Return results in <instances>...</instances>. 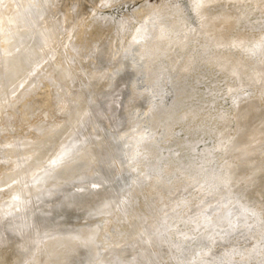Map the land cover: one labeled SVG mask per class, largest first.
<instances>
[{"label": "rangeland", "instance_id": "374dc122", "mask_svg": "<svg viewBox=\"0 0 264 264\" xmlns=\"http://www.w3.org/2000/svg\"><path fill=\"white\" fill-rule=\"evenodd\" d=\"M58 1L52 3L58 8L54 13L60 17L70 14L72 21L63 30L72 34L62 44L47 45L31 69L0 87V236H4L0 252L13 255L11 264L28 261L25 257L30 258L40 246L36 243L37 223L46 215L41 223L49 221L53 227L47 223L52 229L40 233L42 242L51 235L49 240L73 236L66 231L74 227L78 229L73 232H87L86 236L95 229L88 250L97 254H85L80 264H139L141 259H134L132 252L139 248L138 240L145 242L149 237L148 242L155 239L153 247L160 243L162 248L156 247L162 253L158 256L155 251L154 264H264V201L250 197L258 168L264 171V159L262 166L247 168L253 172L246 170L242 176L246 179L235 182L231 169L237 158L229 148L238 132L241 105L255 100L264 107L263 85L244 82L233 70L235 64L249 70L264 67V0L207 3L204 17L218 19L217 24L223 17L233 18L227 26L221 25L225 29L217 27L213 32H205L191 0H67L65 11H60ZM77 13L78 17L84 15L79 19ZM40 22L43 25L46 19ZM180 25L183 31L176 33L174 27ZM217 32L224 33V38L215 45L211 36ZM4 57L0 45V64ZM77 112H83L77 127L51 146L50 155L31 165L30 173L24 172L32 143L41 142L60 128L57 125L69 123ZM71 144L80 146L74 151ZM82 149L91 155L87 166L80 167L84 172L79 168L71 175L59 173L60 181L53 183L55 187L60 184L58 190L52 183L30 190L38 179ZM14 156L19 157H15L17 162ZM51 160L59 163L50 164ZM17 176L34 184L26 185ZM39 191H48L47 196ZM37 192L44 196L42 200L35 195V200H42L38 203L33 201ZM10 198L14 204L7 207ZM84 198L87 204H82ZM21 199L22 204L32 200L27 212L20 207ZM11 207L20 210L14 212ZM13 218H19V227ZM138 220L142 227L153 226L150 233L147 230L143 235L147 226L142 231ZM20 226L25 234L30 236L33 231L37 236L31 233L35 237L24 239L22 230V236L16 231ZM59 230L66 235H59ZM134 232L146 239L134 238ZM15 234L31 239L30 246L37 247L29 248V241H25L27 247L21 246L24 241H17L20 238Z\"/></svg>", "mask_w": 264, "mask_h": 264}, {"label": "bare ground", "instance_id": "6f19581e", "mask_svg": "<svg viewBox=\"0 0 264 264\" xmlns=\"http://www.w3.org/2000/svg\"><path fill=\"white\" fill-rule=\"evenodd\" d=\"M55 1L57 2L58 0H0V27L2 26V28H3V31L0 33V45L2 46V50H3V52H4V54H5V57H4V59H3V61H2V63L0 64V87H2V83L3 82H6V81H8L9 79H16V77H20V76H22L23 75V73H25L27 70H29V69H31L32 67H33V65H34V63H35V61H36V58H37V56H38V54L40 53V51L41 50H44L46 47H47V45L49 46V47H51L52 45H54V43H58V44H62V43H64L65 41H66V38H67V34H72L71 32H68V31H66V29H64L65 31H66V34H65V32H64V30H63V26H64V24L67 26L68 24H69V22H71L72 21V17L70 16V14H67V12L64 14V15H62V17H60V16H58V15H56L55 13H57L58 12V8L56 7L57 5H55L56 3H55ZM70 1V0H69ZM79 1V0H78ZM89 1H91V0H89ZM93 1V0H92ZM192 1V5H193V9H194V12H196L198 15H200L201 17H202V19H203V27H204V30H205V32H213V31H215V29L218 27V28H222V29H225L224 27H222L221 25L223 24V25H225V26H227L230 22H232L233 21V18H228V19H225L224 17H223V19H221V24H217L218 23V19H214V18H207L206 16L204 17V9H205V6H206V4L207 3H209V2H211V1H214V0H191ZM55 3V4H53L52 5V3ZM76 2V1H75ZM80 2V1H79ZM58 5L59 6H61L62 8L60 9V11L63 9V8H67V4L66 3H68L67 2V0H66V2H65V0H62V1H58ZM69 3H71V2H69ZM93 3L94 2H92V5H93ZM97 4V3H96ZM53 6V8H52V16L49 14L50 13V11H51V7ZM69 5V7H70V4H68ZM76 5V4H75ZM75 5H74V7H75ZM81 5V4H80ZM84 5V4H83ZM89 5V4H88ZM58 6V7H59ZM84 6H86V5H84ZM99 6V5H98ZM72 7V6H71ZM70 8L71 9V11L73 12V9L75 10V8ZM80 7V6H79ZM79 7H78V9H79ZM91 7H93V6H91ZM97 7V6H96ZM77 8V7H76ZM56 9V10H55ZM65 9H63L64 11H65ZM54 10L55 11H57V12H55L54 13ZM68 11H70L69 9H67ZM59 11V13H62V12H60ZM81 11V10H80ZM89 11V10H88ZM79 12V11H78ZM58 13V14H59ZM70 13V12H69ZM75 13H76V11H75ZM80 14V13H79ZM82 14V13H81ZM80 14V15H81ZM88 14H90V13H88ZM84 15V14H83ZM83 15H81V16H83ZM54 16H56L57 18H56V20H55V18H54ZM77 17H78V13H77V15H76ZM81 16H79V17H81ZM88 16V15H87ZM73 17H74V15H73ZM78 17V18H79ZM43 18H45L46 19V23H44L43 25H42V22H40V20L41 19H43ZM74 19V18H73ZM80 19V18H79ZM84 19V18H83ZM88 20H89V18H88ZM87 20V21H88ZM43 21V20H42ZM78 21V20H77ZM76 21V22H77ZM73 23V22H72ZM72 23L70 24V26L72 25ZM78 23V22H77ZM80 23V22H79ZM74 24V23H73ZM180 24V23H179ZM79 25V24H78ZM74 26V25H73ZM72 26V27H73ZM174 26H176L175 24H174ZM173 26V27H174ZM181 26V25H180ZM72 27H69V28H72ZM183 27H184V25H183ZM66 28V27H65ZM58 29V33L56 32V30ZM174 29L176 30V33H179L181 30H182V26L181 27H174ZM70 30V29H69ZM71 30H73V29H71ZM70 30V31H71ZM183 31V30H182ZM184 31H186V30H184ZM188 30L186 31V33L188 34ZM116 33V32H115ZM212 37V39H211V41L213 42V44H215V45H218V44H220L222 41H223V38H224V33H222V32H217L216 34H213V36H211ZM178 38V37H177ZM68 41V40H67ZM111 44V43H110ZM110 44H108V46L110 45ZM107 49V48H106ZM109 50V49H108ZM124 56V55H123ZM121 57H122V55H121ZM121 59V58H120ZM123 59V58H122ZM121 59V60H122ZM125 59V58H124ZM119 62V61H118ZM121 64H123V63H121ZM120 66V65H119ZM233 70H235V71H237V73H238V76H239V79L240 80H242V81H244V82H251V83H261L262 85H263V87H264V67L263 66H257L255 69H251V70H249V69H246V68H240V67H238L236 64L235 65H233ZM263 93H264V91H263ZM82 113L83 112H77L76 114H73L72 116H71V120H70V122L69 123H65V124H63L62 126H60V125H57L58 127H60V128H57L55 131L53 130V132H49L46 136H44V135H42V136H44V138H42V141L41 142H39V143H35V145H33V143H32V141H31V143H32V146H31V150H32V154H30L29 152V154L30 155H32L31 156V159H30V161L26 164V162H27V160H26V162H25V167L22 169L24 172H29L30 171V168L31 167H33V166H31V165H33V164H36V163H38L42 158H45L46 156H48V155H50L51 154V146L55 143V142H57V140H58V142H59V138H62L63 139V137H65V135L67 134V132H69L72 128H73V126L75 125V123H76V121L78 120V118L82 115ZM80 115V116H79ZM237 119H238V125H239V128L237 129L238 130V132H236V136L234 137V139H233V141L231 142V143H229V148L230 149H233L234 150V152H235V157L237 158V161L236 160H234V161H236L234 164H233V166H232V168H233V170L231 169V171H232V177H231V179H233L235 182L241 177L242 178V176H243V174L246 172V170H247V168H254V167H256L257 168V166L260 164V162L262 163V160L264 159V107H262V106H260L259 105V103L257 102V101H249V102H246V103H244V104H242L241 105V107L238 109V117H237ZM80 124V123H79ZM78 124V125H79ZM80 126V125H79ZM78 126V127H79ZM45 127V126H44ZM75 128L77 127V126H74ZM43 128V127H42ZM76 130H79V128L78 129H76ZM76 132V131H75ZM74 132V133H75ZM41 134V133H40ZM72 134H73V132H72ZM38 139H39V137H38ZM37 138H36V140H38ZM68 139V138H67ZM65 140V139H64ZM23 142H26V141H23ZM34 142V141H33ZM37 142V141H36ZM62 142V141H61ZM65 141H63L62 142V144L64 145V144H66V143H64ZM70 142V141H69ZM78 143V142H77ZM74 144H75V142H74ZM82 144V143H81ZM15 146H16V144H14ZM21 145H23V146H25V145H27V144H25L24 145V143L22 144L21 143ZM20 145V146H21ZM29 145V144H28ZM28 145H27V147H28ZM72 145V144H71ZM71 145H69V147L71 146ZM78 145V144H77ZM12 146V145H11ZM19 146V145H18ZM30 146V145H29ZM73 147H74V149H73V147H71V150L73 149L74 151H75V148H76V146H74V145H72ZM80 146V145H79ZM79 146H77V148L79 147ZM22 147V146H21ZM21 147H20V149H21ZM65 147V146H64ZM69 147H68V149H69ZM86 147V146H85ZM12 148V147H11ZM16 148V147H15ZM18 148V147H17ZM16 148V149H17ZM25 148V147H24ZM57 148V147H56ZM63 148V147H62ZM62 148H61V150H62ZM66 148V147H65ZM76 148V149H77ZM13 149V148H12ZM58 149H60V148H58ZM68 149H65V150H68ZM73 150L71 151V153L73 152ZM25 152V151H24ZM62 152L64 153V148H63V150H62ZM61 152V153H62ZM68 152V151H67ZM62 153V154H63ZM68 153H70V152H68ZM67 153V154H68ZM70 153V154H71ZM12 154V153H11ZM14 154V153H13ZM53 154V153H52ZM8 155V154H7ZM16 155V154H15ZM60 155V154H59ZM58 156V155H57ZM74 156V157H73ZM72 156V158L70 157V159H68V160H66V161H63V162H61V163H59L57 160L56 161H52L53 160V158H52V160H51V163L50 164H54V162H58L59 164L53 169V167H52V171L50 172V173H47V175L46 176H44L43 178H40V179H38L37 180V178L35 177V179L37 180V182L34 184L33 182H28L27 181V176H25L27 179L25 180L24 179V177L22 176V177H18V178H23V180L25 181V182H28L26 185H28L29 183H33L34 184V186L30 189L31 191H36V190H39L40 188H42V187H49L48 186V184H50V183H52L51 185L53 186L54 184V182H56L57 181V179L59 178L58 176V174L59 173H61L63 176H67V175H71V174H73L77 169H79L81 166H83V165H85V166H87V163H89L90 162V159H91V155H90V153H89V151L86 149L85 151H83V149H82V152L80 151V153H79V151H78V154L77 155H73ZM15 157H16V160H18V158L19 157H17V156H14L13 158V161H15ZM52 157V156H51ZM63 157H65V156H63ZM67 157H69V154H68V156ZM55 158V157H54ZM21 159V158H20ZM50 159V158H49ZM58 160H59V157L57 158ZM10 160H12L11 158H10ZM43 160V159H42ZM48 160V159H47ZM21 161H25L24 159L23 160H21ZM60 161V160H59ZM15 162H17V161H15ZM50 162V161H49ZM53 162V163H52ZM264 163V162H263ZM22 164V163H21ZM39 164V163H38ZM37 164V165H38ZM17 165H19V164H17L16 163V166ZM261 165V164H260ZM15 166V167H16ZM21 166V165H20ZM24 166V165H23ZM22 166V167H23ZM262 166V165H261ZM19 167V166H18ZM17 167V168H18ZM39 167V166H38ZM20 168V167H19ZM18 168V169H19ZM261 168H263V170H264V167H261ZM81 169V168H80ZM83 169V168H82ZM81 169V170H82ZM34 170V169H33ZM80 170V172H84V169L81 171ZM249 170V169H248ZM247 170V171H248ZM254 170H256V169H254ZM259 170V171H258ZM258 170H256V171H258L257 173V177H256V185H255V187L253 188V191H252V193H251V196L250 197H252V198H257V197H262V200L264 201V171H261L262 169H260V168H258ZM12 171H14V170H12ZM19 171H21V170H19ZM78 171V170H77ZM251 171L253 172V170L251 169ZM40 172V171H39ZM249 173H252V172H250V171H248ZM5 173V172H4ZM7 173V172H6ZM26 173H23V175H26ZM30 173V172H29ZM248 173V174H249ZM261 173H262V177L261 178H259V175H261ZM14 174V173H13ZM32 174H33V171H32ZM44 174V173H43ZM60 174V175H61ZM3 175L4 174H2V177H3ZM34 175V174H33ZM42 175V174H41ZM41 175H40V177H41ZM74 175H78V177H81V176H79V174H77V172H76V174H74ZM80 175H82L81 173H80ZM247 175V174H246ZM245 175V176H246ZM250 175V174H249ZM248 175V176H249ZM252 175V174H251ZM20 176V175H19ZM43 176V175H42ZM247 176V177H248ZM254 176V175H253ZM256 176V175H255ZM10 177V176H9ZM29 177V176H28ZM31 177H33V176H30L29 178L31 179ZM70 177V176H69ZM68 177V178H69ZM61 178H62V176H61ZM60 178V179H61ZM65 178V177H64ZM63 178V179H64ZM73 178H74V176H73ZM252 178V177H251ZM250 178V180L252 181V179ZM7 179V178H6ZM15 179V178H14ZM66 179H67V177H66ZM66 179H64V180H66ZM70 179V178H69ZM242 179H246L245 177L244 178H242ZM254 179V178H253ZM10 180V179H9ZM17 180V179H16ZM22 180V181H23ZM29 180V179H28ZM32 180V179H31ZM59 180V179H58ZM64 180H62V181H64ZM71 180H73V179H71ZM19 181H21V180H19ZM35 181V180H34ZM60 181V180H59ZM59 181H58V184H59ZM246 181V180H245ZM3 182H5V181H3ZM7 182V181H6ZM13 183L15 182V180H13L12 181ZM64 182H66V181H64ZM8 184L10 183V182H7ZM6 183V184H7ZM62 183V182H61ZM6 184L4 185V186H6ZM7 184V185H8ZM22 184V183H21ZM11 185V184H10ZM31 185L32 184H30L29 186L31 187ZM60 185V184H59ZM58 185V187H60ZM1 186V185H0ZM3 186V185H2ZM28 186V187H29ZM22 187H24L23 185H22ZM29 187V188H30ZM51 187V186H50ZM55 189H59L58 187H57V185H56V187H55V185L53 186ZM53 187L52 188H49L50 190L52 189V191L54 190L53 189ZM22 189H24V188H22ZM21 189V190H22ZM47 190H49L48 188H46ZM46 189H44L43 188V190L42 191H46ZM49 190V191H50ZM42 191H39L40 193H42ZM51 191V192H52ZM23 192V191H22ZM29 192V190H27L25 193H28ZM48 192V191H47ZM47 192H45V194H46V196H47ZM55 192H57V191H55ZM90 192H92V191H90ZM15 193H17V192H15ZM32 193V192H31ZM33 194V193H32ZM37 194H38V192H37ZM36 193L34 194V196H33V201L36 199L35 197L36 196H39L40 194H38L37 195ZM43 195H45L44 193H42ZM87 194H89L88 192H87ZM86 194V195H87ZM92 195H94L95 194V197H96V195L98 194H96L95 193V191H94V194L93 193H91ZM91 194H90V196H91ZM103 193L101 192V195H102ZM12 195H13V193H12ZM36 195V196H35ZM42 195V196H43ZM53 195V194H52ZM85 195V194H84ZM85 195V196H86ZM99 195H100V193H99ZM84 196V197H85ZM103 196V195H102ZM101 196V197H102ZM13 197H15V196H13ZM17 197V196H16ZM19 197V196H18ZM39 197H41V196H39ZM81 197H83V195L81 196ZM94 197V196H93ZM95 197H94V199L92 200V202L95 200ZM98 197V196H97ZM9 198V197H8ZM27 198H31V196L30 197H27ZM38 198V197H37ZM41 198H43L42 200H44V196L43 197H41ZM40 198V199H41ZM85 198H88V196L87 197H85ZM85 198L84 199H82L83 201H81L82 202V204L84 203V204H87L88 203V201L87 200H85ZM91 198V197H90ZM11 199V201H9L5 206H7V207H9V206H12L13 204H14V202L12 201V199L13 198H10ZM25 199H26V197H25ZM29 199H27V201H29ZM39 199V198H38ZM35 200V202H37L38 203V201L40 202V201H42V200ZM50 199V198H49ZM97 199V198H96ZM100 199V198H99ZM18 200V199H17ZM79 200H81V199H79ZM88 200H90V199H88ZM26 201V200H25ZM32 200H30V202H31ZM100 201V200H99ZM21 204H22V202H23V200L21 199V201H19ZM18 202V203H19ZM29 202V203H30ZM35 202H33V203H35ZM80 201H79V203H81ZM87 202V203H86ZM92 202H90V203H92ZM27 204H29L28 202H26ZM89 203V204H90ZM20 204V205H21ZM27 204H25V203H23L22 204V206L24 205V207L26 208V207H28L27 206ZM32 204V203H31ZM31 204H30V206H31ZM73 204V203H72ZM76 204V203H75ZM88 204V205H89ZM93 204V203H92ZM88 205H87V207H88ZM16 206V205H15ZM18 207H19V205H17ZM22 206H20L21 208H23V210L25 211V212H27V210H28V208H24V207H22ZM29 206V207H30ZM19 207V208H20ZM73 207V206H72ZM85 207H86V205H85ZM91 207V206H90ZM102 207V206H101ZM100 207V208H101ZM12 208V207H11ZM10 208V209H11ZM19 208H12L13 209V211L15 212V211H18L17 209H19ZM76 208H77V206H76ZM89 208V207H88ZM99 208V209H100ZM4 209V208H3ZM2 209V210H3ZM16 209V210H15ZM79 209V208H78ZM87 209V208H86ZM90 209V208H89ZM213 209V206L212 207H209V208H206L205 209V212H210L211 210ZM6 210H9V209H6ZM4 211V212H6L7 214H9V212H10V214H12V213H14L12 210H10L9 212L8 211ZM20 210V209H19ZM22 210V209H21ZM3 211H2V213H3ZM11 211H12V213H11ZM32 211V210H31ZM79 211H80V209H79ZM88 211V210H87ZM29 212V211H28ZM44 212V211H43ZM46 212V211H45ZM47 212H49L50 213V211H47ZM44 213V214H48L49 215V213ZM1 214V213H0ZM6 214V215H7ZM29 214V213H28ZM28 214H26L25 213V217H26V215L28 216ZM30 214H31V212H30ZM30 214H29V216L28 217H30ZM43 214V213H42ZM3 215V214H2ZM5 215V214H4ZM21 215V214H20ZM34 215V214H33ZM37 215V214H36ZM39 215V214H38ZM51 215V214H50ZM45 216L46 215H44L43 217L44 218H42L43 220H41V221H43L44 223H45ZM24 217V218H25ZM27 217V218H28ZM32 217V216H31ZM30 217V218H31ZM38 217H40V216H38ZM37 216H36V218H38ZM47 217V216H46ZM7 218H8V216H7ZM10 218V217H9ZM20 218V217H19ZM18 218V219H19ZM34 217H32V220H34L33 219ZM48 218H51V217H49L48 216ZM10 219H12V218H10ZM14 219H16V218H13V221H14ZM18 219H16V221H14V222H17V226L19 227V222H18ZM35 220H40V218L39 219H35ZM48 219H46V221H47ZM7 221H8V219H7ZM6 221V222H7ZM12 221V220H11ZM41 221L39 222V223H37V229L39 230V232L40 233H42V234H44V231L47 233V231L48 230H51L52 229V222L49 224V221H47V223L50 225V226H52V227H50V226H48L47 225V223H46V225H44L43 223H41ZM223 221H224V219H223ZM1 222V221H0ZM5 222V223H6ZM13 222V223H14ZM31 222H33V221H31ZM56 222V221H55ZM138 223H136L137 224V226L138 225H140L139 224V220L137 221ZM12 223V224H13ZM59 223V222H58ZM63 223V222H62ZM62 223H60V224H62ZM141 223V222H140ZM15 224V223H14ZM19 224V225H18ZM31 224V223H30ZM34 224H36V223H34ZM15 225V226H16ZM28 225V224H27ZM58 225V224H57ZM142 225H143V223H141V225H140V227H139V229L142 227ZM148 225H150V224H148ZM7 226H9V225H7ZM21 226H22V228H23V226H24V228L23 229H26V225H22L21 224ZM21 226H20V228H21ZM31 226V225H30ZM30 226H29V229H30ZM46 226V227H45ZM68 226V225H67ZM147 226V224L145 225V227ZM13 227V226H12ZM32 227H34V225L32 224ZM31 227V228H32ZM35 227H36V225H35ZM50 227V228H49ZM64 228H66V226H63ZM91 227V226H90ZM144 227V226H143ZM141 228L142 229V231H143V229L145 228ZM149 226H147V229L146 230H144L143 232H145V231H147L148 229H151L153 226H151V228L149 227ZM11 228V227H10ZM15 228V227H14ZM22 228L21 229H18V230H16V229H14V231L16 230L17 232H19V230L21 231L22 230ZM64 228H63V230H64ZM67 228H69V227H67ZM66 228V229H67ZM89 228V227H88ZM9 229V228H8ZM27 230L28 232L30 231V230ZM34 229V231H38L37 229L35 230V228H33ZM48 229V230H47ZM55 229H57V228H55ZM74 229H75V231H76V229H78V228H75L74 227ZM74 229H72L73 231H74ZM90 229V228H89ZM89 229H85L86 231L87 230H89ZM94 230V231H92V230ZM90 229V233H94L95 232V229L92 227ZM137 229H138V227H137ZM10 230V229H9ZM47 230V231H46ZM70 231V230H68V231H66V233H68V234H74L73 236H65V237H61V238H57V237H55V239H53V240H49V239H51V238H53L52 237V232L50 233V238L48 239V237L46 238V240H49V241H44V242H42V235L40 236L41 237V243H38V239H40V237H39V235H40V233H38L37 232V234H38V236H37V234L34 232L33 233V231H31V233L32 234H36L35 236H37L38 237V239H37V237H36V243L38 244V245H40V246H36L37 247V249H39L37 252H34L35 250H37V249H35L32 253L31 252H29L30 251V249H28V252L29 253H31V256H30V258L29 257H25V258H28L29 260L28 261H24L23 260V262H25V264H77V263H79L80 264V262H79V259H80V257H82V259L81 260H83L84 261V259H83V257H84V255L86 254H89L90 252H89V250H88V246H89V244L91 243V239L93 238L92 237V235H93V233H92V235L88 232V234L90 235V236H86V233L85 232H83L85 235H81V233H79L78 231L77 232H73V231ZM79 230L81 231V229L79 228ZM12 231H13V229H12ZM26 231V230H25ZM53 231V230H52ZM57 231H58V229H57ZM61 230H59V232H60ZM142 231H140V232H142ZM152 231V230H151ZM11 232V231H10ZM16 232V233H17ZM22 232H23V230H22ZM21 232V233H22ZM28 232H26V233H28ZM64 232V231H63ZM63 232H60L59 233V235L61 234V235H66L65 233H63ZM70 232H72V233H70ZM135 232H136V230H135ZM135 232H134V234L133 235H135ZM137 232H139V231H137ZM137 232H136V234H137ZM142 232V233H143ZM148 232L150 233V231L148 230ZM147 232V233H148ZM24 233V232H23ZM31 233H28V234H30V236L29 235H27V234H23V238L25 239V238H27L26 236H29V238H33V237H35V236H31L32 234ZM45 233V235H47ZM57 233L58 232H56V236H58L57 235ZM63 233V234H62ZM77 234V236H76V234ZM149 233H148V235H149ZM12 234H13V232H12ZM18 234H20V232L18 233ZM78 234H79V236H78ZM139 234L140 233H138V237H136V235H135V237L134 238H136V239H141V237H142V240L143 239H146V238H144L143 237V235L145 236L146 235V232L142 235V236H139ZM15 235H17V234H15ZM21 236H22V234H20ZM45 235H43V236H45ZM53 235H54V232H53ZM155 234H151V237L152 236H154ZM157 235V234H156ZM156 235H155V237H156ZM1 236H3V235H1ZM1 236H0V238H1ZM19 235H17V238H20V236L18 237ZM49 236V235H48ZM150 236V235H149ZM4 237V236H3ZM60 237V236H59ZM92 237V238H91ZM154 237V238H155ZM133 238V237H132ZM148 238V237H147ZM153 238V237H152ZM153 238V239H154ZM156 238H158L159 239V237H156ZM14 239H16V236H15V238ZM24 239H22V238H20V239H18L17 241H24V243H21V244H23V245H21V246H23V247H25L27 244H29V246H30V240H24ZM44 239V238H43ZM136 239L134 240V242H136ZM150 239V237L148 238V239H146V241L148 242V240ZM3 240V239H2ZM4 241V240H3ZM6 241V240H5ZM25 241H29V243H27L26 245H25ZM32 241H34V240H32ZM31 241V244L33 243ZM39 241V242H40ZM93 241V240H92ZM144 242V240L143 241H141V240H138V242H144L143 244H141V243H138V242H136L137 244H139V248H137V249H135L133 252H132V254H133V257H134V259H136V258H138V259H141V262L139 263V264H154V263H157V261L155 260L158 256H160L158 253H160L162 250H159L160 252H158L157 251V248L156 247H159L161 244L160 243H156V244H158V246L156 245H154L155 247H153L152 245L155 243V239H154V243H153V241H152V239H151V242L149 243H147V242ZM157 241V240H156ZM160 241V240H159ZM15 242V241H14ZM34 243H35V241H34ZM36 243H35V245H36ZM160 244V245H159ZM25 245V246H24ZM22 247V248H23ZM27 247V246H26ZM36 248V247H34V245H32V246H30L29 248ZM109 248H110V246H108ZM19 248H21V247H19ZM160 249H162L161 247H159ZM27 249V248H26ZM107 250H108V248H107ZM23 251V250H22ZM32 251V250H31ZM121 250H119V252H120ZM155 251H156V253L158 254V256L156 257V253H155ZM7 253V252H6ZM5 252H0V259H2V260H6L7 261V264H11V263H13V262H15V260H14V257H13V255L11 254V256L12 257H9L8 256V254H6ZM92 253V252H91ZM90 253V255H92V254H97L96 252L95 253H92L91 254ZM155 253V254H154ZM162 253V252H161ZM21 254H23L22 252H21ZM20 254V255H21ZM25 255V254H24ZM83 255V256H82ZM22 256V255H21ZM27 256H29V254L27 253ZM94 256V255H93ZM154 256L156 257V258H154ZM19 257V256H18ZM20 258V257H19ZM24 258V259H25ZM86 258H88V257H86ZM2 260H0V264H1V261ZM17 260V259H16ZM26 260V259H25ZM153 260H155L154 262H153ZM21 261V260H20ZM19 262V261H18ZM21 263L20 262V264H24V263ZM18 264V263H17Z\"/></svg>", "mask_w": 264, "mask_h": 264}]
</instances>
